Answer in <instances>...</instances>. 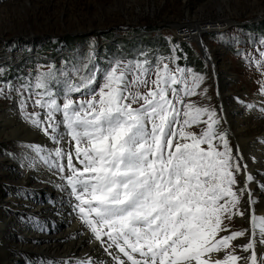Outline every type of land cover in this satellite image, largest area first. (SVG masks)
Returning <instances> with one entry per match:
<instances>
[{
  "label": "snow or ice",
  "instance_id": "6c2138e0",
  "mask_svg": "<svg viewBox=\"0 0 264 264\" xmlns=\"http://www.w3.org/2000/svg\"><path fill=\"white\" fill-rule=\"evenodd\" d=\"M174 60L114 57L90 71L50 66L8 87L22 118L57 145L41 158L73 197L89 243L115 264H264L256 251L264 246V215L255 214L248 186L254 177L238 182L247 165L233 155L217 111L185 99L197 95L204 77L171 68ZM7 95L0 87V97ZM201 124L199 134L190 130ZM66 138L73 150L59 147ZM246 213L250 229L230 232L225 220ZM246 234L247 243L233 244Z\"/></svg>",
  "mask_w": 264,
  "mask_h": 264
},
{
  "label": "rangeland",
  "instance_id": "374dc122",
  "mask_svg": "<svg viewBox=\"0 0 264 264\" xmlns=\"http://www.w3.org/2000/svg\"><path fill=\"white\" fill-rule=\"evenodd\" d=\"M218 9L222 10L220 15L225 17L224 26L230 22L226 19L235 21L233 24L236 25L231 26L224 33L207 36L205 41L210 47L207 55L202 56L197 45L190 47L184 44L183 48L182 46L179 48L177 42L171 40L172 29L175 31L177 22L188 20L190 10L196 11V16L201 18H215ZM211 22L206 21L199 25L208 29L212 27L209 24ZM248 27L254 30L247 29ZM203 28L196 29L201 33ZM0 36L5 38L0 41L3 48L0 59L5 63L0 67L3 70L0 72V87L7 88L8 91L7 98L0 97V115L4 114L5 118H8L5 120H12L15 115L27 128L38 130L44 139L37 144H28L25 140L14 142L0 135V174L12 173L15 169L22 173L25 167L31 166L33 159L38 158L37 167L40 166L46 173L60 176L54 167H50L41 158L47 154L45 151L47 142L52 141L40 129L31 126L22 118L23 112L18 104L19 96L12 87L8 86L14 87L26 78L48 72L50 66L55 69H69L77 65L85 67L86 71L91 70L93 63L107 67L109 60L116 57L110 56L106 60L109 54L122 53L120 57L147 58L152 61L161 57L175 58L174 62L169 64L171 68L178 65L204 77L203 83L197 89V95L185 98L186 102L214 108L221 118L218 127L222 130L223 123L226 122L223 114L224 104L227 107H234V111L229 116L230 120L234 115L246 112L248 116L250 110L256 112L257 120L250 122L245 132V139L248 143L251 141L259 143L261 139L258 141V137L264 134V107L257 105L260 99H264V56L261 55L264 53V43H261L264 41V0H0ZM66 37L77 38L76 43L72 47L65 46L62 40ZM117 38L118 41L103 45V49L99 48L100 43L115 41ZM165 42L169 44L170 51L168 48V52L164 55L158 45ZM16 43L18 47L11 51ZM225 45L229 50L224 47ZM29 47L30 49L35 47V53L47 56L48 60L31 54ZM77 51L81 52L72 55V59L65 58ZM9 52L13 57L9 56ZM135 53L140 54L134 56ZM141 53L145 56H141ZM90 54L93 56V61L89 60ZM8 64L16 66V70L20 71L18 77H5L4 72L8 69ZM222 95H228V101L226 98L223 99ZM28 110L42 112L41 109L33 107H29ZM204 127L201 124L190 130L199 134ZM227 135L229 144L234 150L237 146L236 142L230 134ZM36 145L41 146L43 151L35 152L33 147ZM51 146L53 150L57 147L53 142ZM59 147L73 150L74 142L70 143L66 138ZM259 147L264 151L263 143L259 144ZM73 162L76 163L75 160ZM64 175H67V170ZM20 179L21 177L17 180ZM8 181L10 178L0 184L2 188L0 200L13 198L14 194L18 193V188L10 186ZM30 188L36 192L33 193V197L36 196L38 199L44 200L48 194L46 186L37 184ZM253 196L264 203V192H255ZM5 211L8 213L9 209ZM234 219L230 225L237 229L239 222ZM231 220L225 221L229 223ZM243 230V228L239 229V231ZM233 244L237 245L235 241ZM24 261L26 259H22L19 264H25ZM30 263L35 264V261Z\"/></svg>",
  "mask_w": 264,
  "mask_h": 264
},
{
  "label": "bare ground",
  "instance_id": "6f19581e",
  "mask_svg": "<svg viewBox=\"0 0 264 264\" xmlns=\"http://www.w3.org/2000/svg\"><path fill=\"white\" fill-rule=\"evenodd\" d=\"M220 13H222V10L218 9V15L215 18H201L196 16V11L190 10L188 20L177 22L178 25L175 28L185 31L192 38L195 35L193 39H198L200 34L203 35L199 38V43L201 44L202 55L205 56L210 50L207 41L203 38L206 32L220 27L230 28L235 25L233 24L235 21L226 19L232 24L229 22L224 26L225 17L220 15ZM206 21H212L209 24L214 28L209 27L207 29L199 25ZM214 22L217 24L214 25ZM196 28H203V30L201 29L202 32L200 33ZM1 40H5V38L0 36ZM1 46L0 53L1 50L3 51ZM222 98H226L227 101L229 99L228 95H222ZM263 103L264 99H260L257 105L264 107ZM223 111H225L223 114L226 121L223 123V131L230 134V137H233L237 145L233 150V155H239L242 158L241 163L247 165L246 172L242 168L238 182L243 184L246 176L250 174L254 177V181L249 183V188L253 194L255 192L262 193L264 192V151L259 147V144H264V134L257 139L258 141L261 139V143L260 141L259 143H254V141L248 143L245 139V132L250 126V122L257 120L258 114L256 115V112L250 110L248 111L250 115L247 116L246 112L245 114L234 115V118L230 120L229 116L234 111V107H227L224 104ZM5 119L8 118L1 114L0 135L6 136L11 141L25 140L28 144H37L44 140L38 130L27 128L15 115L12 120ZM51 143L47 142L45 149L47 153L53 151ZM38 162V158L33 159L31 166L25 167L24 171L22 169V173L19 172L20 170L15 169L14 171L11 169L12 173L0 174V184L3 180L7 182V179L10 178V181H8L9 185L18 188V193L14 194L16 199L13 197L0 200V264H19L22 259H26L24 261L25 264H31L30 261H35V264H80L81 258L88 255L98 258V264H109L105 260V255L101 252L97 242L89 243L90 232L80 218L72 216L73 209L68 210L66 200L69 192L61 189L63 181L60 176L46 173L40 166L37 167ZM19 177H21L20 181L17 180ZM37 184L48 188V194L44 200L38 199L36 196L33 197V193L36 192H33L30 187H34ZM1 190L2 188H0V192ZM245 199H247V196H245ZM255 201L256 203L253 205L255 214L258 216L264 215V203L259 202L257 198ZM244 207L245 205L242 201L241 208L243 209ZM7 208L9 209L8 213L5 211ZM10 211L12 212L10 213ZM5 213L6 215H4ZM234 218L239 222L237 229H234L235 226L230 225ZM234 218L229 223L225 221L230 232L239 231L240 228L244 230L250 229V219L247 213L243 217L235 216ZM224 233L229 234V232H222L220 235L222 236ZM248 240L249 235L246 234L235 242L237 245H241L247 243ZM237 251V254L242 256L250 255V253H243L239 249ZM256 251L258 255L260 252H264V246L257 245ZM220 255H223V253Z\"/></svg>",
  "mask_w": 264,
  "mask_h": 264
},
{
  "label": "trees",
  "instance_id": "16d2710c",
  "mask_svg": "<svg viewBox=\"0 0 264 264\" xmlns=\"http://www.w3.org/2000/svg\"><path fill=\"white\" fill-rule=\"evenodd\" d=\"M148 29H151L150 27H148ZM151 30H155V29H151ZM76 39L77 38H74V37H66V38H64L63 40H62V42L65 44V46H67V47H72V45H74L75 43H76ZM114 45V44H113ZM158 48L159 49H162L163 50V54L165 55L167 52H168V48H169V46H168V43H161V44H159L158 45ZM138 54H140V53H135L134 54V56H136V55H138ZM114 57V56H116V57H120V56H122V53H120V54H109L107 57H106V60H107V58L108 57ZM65 58H73V56H68V57H65ZM192 63V65L193 66H196L195 65V63L194 62H191ZM200 64V63H199ZM8 66V69L4 72V75H5V77L6 76H8V77H12V76H19V73H20V71L19 70H16L17 68H15V67H13V66H11V65H7ZM1 67V66H0ZM197 68V67H196Z\"/></svg>",
  "mask_w": 264,
  "mask_h": 264
},
{
  "label": "built area",
  "instance_id": "2783aa9c",
  "mask_svg": "<svg viewBox=\"0 0 264 264\" xmlns=\"http://www.w3.org/2000/svg\"><path fill=\"white\" fill-rule=\"evenodd\" d=\"M224 27H220V28H218V29H216V30H213V31H219V30H221V29H223ZM176 29V33L178 34V36H180V37H182V38H185V39H187L188 41H192V40H194L193 38H192V36L191 35H189V34H187L185 31H183V30H181V29H177V28H175Z\"/></svg>",
  "mask_w": 264,
  "mask_h": 264
},
{
  "label": "water",
  "instance_id": "95a60500",
  "mask_svg": "<svg viewBox=\"0 0 264 264\" xmlns=\"http://www.w3.org/2000/svg\"><path fill=\"white\" fill-rule=\"evenodd\" d=\"M43 38H45V37H43ZM33 50H35V49H33ZM76 53H79V51H78V52H76Z\"/></svg>",
  "mask_w": 264,
  "mask_h": 264
}]
</instances>
